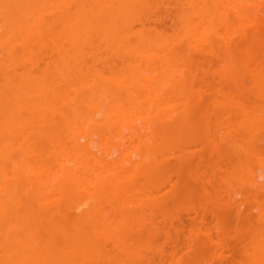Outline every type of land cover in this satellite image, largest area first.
Instances as JSON below:
<instances>
[{
  "label": "bare ground",
  "instance_id": "6f19581e",
  "mask_svg": "<svg viewBox=\"0 0 264 264\" xmlns=\"http://www.w3.org/2000/svg\"><path fill=\"white\" fill-rule=\"evenodd\" d=\"M146 1L148 2V0H0V194L7 199L11 198L9 195L12 194L10 196L15 197L13 200L16 199L14 193L19 196L21 193L29 194L41 208H45L53 198L48 190H53L56 186L54 182L58 180L56 184L59 196L55 202L66 201L69 196L75 195L73 200L71 199L73 197L70 198V207L69 200L66 202L68 207H65L67 212L72 211L75 216L71 211L69 215L75 218L73 220L71 218L69 224L61 221L49 222L48 226L46 225L48 228L40 220L41 214L27 206L23 198L22 202L18 195L17 200L20 203L11 202L12 198L8 200L15 206L20 205L22 212L26 210L23 214L16 206V212L18 210L19 214L22 213V216L17 214V218H22L20 222H14L16 220L11 222L8 219L9 222H5L7 215L11 213L7 208L9 211L7 214L6 207L9 206L4 207L3 203H0V264H91V261L94 263L105 257L106 253L102 250L105 246L103 239L112 236L110 240H113V230H115L113 226L115 222H111L113 219L109 221V217L103 216L106 199L125 191L126 183L123 180L127 179L129 182L133 180L134 175L131 170L135 163L137 166L134 165L133 168L137 170V167L141 165L139 161L148 159L151 162L149 165L155 164V162L152 163L154 161V158H151L152 154L132 152L136 157L141 155L144 158L139 156L142 159L137 157L136 161L129 160L131 169L129 167L127 172H119L116 167H113L116 163L111 165L113 168L107 164L118 162V157L116 159L114 154L118 156L120 152L112 151L116 145H112L111 150V146L108 147L106 143L116 131L122 134L126 130L131 136L143 131L142 134L146 133V136H153V138L156 136L155 139L159 140L157 137L162 138V134L167 136L170 131L189 126L186 117L191 108L188 101L192 99V96L187 93L190 65L187 55L181 56L183 45L186 49L192 46L191 48L201 51L202 47H207V50L214 53L219 61H223L221 75L237 86L243 84L251 86V90L254 88L252 91L256 93L255 95L264 100V63L262 65L251 63L253 49L251 50L246 43L243 45L244 48L241 46L244 57L239 59L235 54L241 48L236 45L237 38L241 41L252 36L262 41L264 46V0H208V4H206L207 1L191 0L189 7L192 8H188L187 12L179 10L178 15L176 14L178 16L175 18L176 25L179 24V31L174 32L176 35L173 38L169 36L164 38L165 33L160 30L161 33H159L158 29L156 32L157 27H153L155 32L147 33L149 31L144 30L145 36L148 34L146 39H141L132 46L134 41L129 38V32L132 31L130 26H133L131 20L134 17L137 22L144 25L143 18L135 16H137V5L142 7ZM87 2L92 6L95 5L96 10L93 7L94 9H90L92 11L89 13L90 4ZM196 2L197 5H195ZM98 7L101 8L102 16ZM92 12L95 13L93 18H89V16L92 17ZM94 20H97L98 31L95 28V32L104 37L102 38L108 46L111 45L108 50L114 54L119 53L117 57L122 55L119 56L120 60L122 59L121 63L129 65V70L134 67L133 72L131 70L127 74L124 70L120 74L123 76L126 73V78L119 75L115 77L116 73L112 74L113 77L110 75V80L115 79L111 80L110 85L106 82L109 81V77H106V80L101 70L92 67L91 71L88 64L81 60L82 54L89 51L88 48V51L85 48L83 50V46L86 45L83 43L89 46L92 44L90 38L92 39L91 30L95 26ZM98 23H100L99 27ZM141 31L139 35L144 36V31L142 34ZM78 32L83 35H80L79 39ZM128 40L132 43L129 44ZM76 42L81 46L77 45V47ZM48 43H51L50 46ZM130 45L133 48H130ZM47 47L50 49L48 50ZM121 50L125 52L122 51V54ZM134 55L136 58H133ZM68 59L71 60L67 61ZM76 59H80L86 67L88 66L90 71L87 68V75L86 73L85 76L83 75V69L81 72L76 70L78 77L74 74L75 72H73L74 75L72 74L74 71V68L71 69L74 66L72 63L77 62L74 66L76 69L80 66ZM67 62L72 64L71 67ZM239 64L244 65L243 71L239 68ZM138 67L142 70L137 71ZM143 69L148 73L147 75ZM129 72L133 73L135 80L141 79L143 89L138 81H135L138 86L135 82H130L133 79ZM89 73H92V76ZM101 76L104 77L105 82L101 81ZM117 77H121L122 80ZM125 79L126 81H123ZM90 82L93 83L90 84ZM127 82L132 85L128 87ZM182 99L187 101L181 102ZM180 106L181 108H178ZM237 109L241 119L237 125L240 124L242 130L246 129L249 135L261 140L264 136V115H256L251 108L245 107L242 103L238 104ZM240 115L244 119L248 118L244 120ZM247 126H249L248 129ZM123 135L125 134H122L124 139ZM93 136L96 137L93 138ZM131 136L125 138L130 139ZM140 136L142 135L138 137ZM42 139L50 143L52 154L49 148L40 146L39 141ZM68 142L71 143L72 150L67 149ZM102 144L113 153L109 150L106 152ZM94 149L99 151L104 149L105 153L102 150L99 153L101 157L98 154L93 155ZM103 154H106V158ZM59 156L61 158H58ZM95 156H98V159L100 157L103 163ZM91 158L95 160V164L92 163L94 160ZM106 160H108L107 163ZM110 160L114 161L109 162ZM53 161L59 163V170H53ZM258 162V166H254L251 171L253 174L250 173L251 183H248L259 186L258 188L264 191V154L260 163ZM152 165L148 166L149 168L145 167L142 171L146 169L144 173L151 175ZM111 169L113 170L110 171ZM137 170L136 172H139L141 169ZM113 171L116 176L113 175ZM122 173L128 175L126 174L125 177ZM117 174L122 175L119 176L120 179ZM123 177L125 179H122ZM258 179L260 181H257ZM22 185L24 187L21 188ZM120 188L121 191H119ZM1 191L9 195L2 194ZM13 191L17 192L12 193ZM100 193H104L102 198L105 199L104 196H106L105 200L101 198L105 202L102 201L100 208L103 206L104 208L98 210L101 212L100 216H106L104 219L98 216L101 222L95 217L96 208L100 205ZM1 195L0 198H2ZM9 202L7 205H10ZM59 204L65 206V203ZM254 207H257L261 226L251 238L249 248L245 249L244 263L241 264H264V201L261 205L257 204ZM179 219L176 220L179 221ZM22 225L33 228V234L41 227L47 228L45 241L40 245L34 244V236L29 237ZM173 242L178 241L173 239ZM224 257L221 258L223 261ZM221 259L218 258L219 263L221 261L222 264ZM226 260L225 263H227Z\"/></svg>",
  "mask_w": 264,
  "mask_h": 264
},
{
  "label": "rangeland",
  "instance_id": "374dc122",
  "mask_svg": "<svg viewBox=\"0 0 264 264\" xmlns=\"http://www.w3.org/2000/svg\"><path fill=\"white\" fill-rule=\"evenodd\" d=\"M190 1L191 0H148V2L146 1L147 3H144L145 5H142V7H139V5H137V16L135 17L141 16V19L143 18L142 21H144V25L143 23L141 25L139 21L137 22L134 17L132 18L131 22L133 26H130L132 27V31L129 32L131 35V37L129 35V38H132L131 40L134 42L132 43L129 42L130 40H128L129 44L132 43L133 46V44H136L137 41L146 39V36L148 34H146L145 36V32L149 31L147 33H151L154 30L153 27H157L156 32L158 29V31L160 30L162 33H165L164 38H167L168 36L173 38L176 35L175 33H178L179 31V24L176 25L175 18H178L176 14L180 11L183 12L184 10L187 12L188 8H192L189 7ZM203 1H207L206 4H208V0H202V2ZM191 5H193V3ZM195 5H197V2ZM195 5L194 7H196ZM94 6L90 4L89 13L92 11H90V9H92ZM94 8L96 10V7ZM100 9L101 8H99V13L101 15ZM186 12L184 13L186 14ZM87 13L84 14L87 15ZM99 13H97V15ZM91 14L92 17L89 16V18H93V14L95 13L92 12ZM100 15L98 17H100ZM187 15H189V13ZM99 19H101V17ZM96 21L95 24L93 22V24L95 25L94 28H91L92 39L90 38V40L92 41V44H90L91 46H89V44L83 43L86 44L84 45L86 47L83 46V50L85 48V50L88 51L89 49V51L88 53L85 52V55L82 54L81 60L82 62L84 61L86 65L88 64L90 69L93 67L95 69L101 70V73L106 80L109 77V81L106 82L110 85V82L113 79L111 78L110 80V75L112 76V74L114 75V73H116L114 75L115 77L119 75L126 78L125 75L128 74L127 72L131 70L133 72L134 67L129 70V65L127 66L126 64L121 63L122 59L120 60L119 56L121 57L122 55H118L117 57L116 55L119 53L112 50L113 52L117 53L114 54L108 50V47H110L111 45L108 46V44L103 39L104 37L102 36V38L97 34L98 31L96 28ZM99 25L100 23H98V27ZM91 26L93 25L91 24ZM95 28L97 32H95ZM140 31L141 34L144 31V36L139 35ZM160 31L159 33H161ZM77 35L79 39V36L82 34L78 32ZM88 37L90 36L88 35ZM90 40L88 39V41ZM128 42H126V44ZM235 42L237 44L233 42L232 43L240 47H243V45L246 43L251 48V50L253 49V59H250L252 60L251 63L260 65L264 63V46L262 41L256 40V38L254 39L251 36L246 40L241 39V41L237 38ZM79 43L76 44V46L79 45ZM50 44L48 43L49 46ZM80 46L81 45H79V47ZM132 46L130 48H133ZM185 47V45L182 46L183 50L181 49V56L187 55L189 60L190 68L188 70L189 84L187 93L192 96V99L188 101L190 102L191 108L190 110H188L186 117L189 126L184 129L177 128L173 131H170L167 136L162 134V138L157 137L159 138V140L155 139L156 136H154L155 138H153V136H150L153 138L151 139L148 134V136L145 135L146 133L142 134L143 131L139 134H133L131 136L129 135V133H127L126 130L125 132L123 131V133L125 134V136L123 135L124 139L122 137L123 133L120 134V131V135L116 133L117 131L115 132V135H112V137L119 135V138L117 136L113 138L110 137L109 140L104 138V140H108L106 144L108 147L111 146V150L112 145H116V147H113L114 150L112 151H116V153L120 152L118 156L117 154H114L116 155V159L118 157V162H113L114 160H110L109 162L112 161L113 163L107 164L111 166L116 163V166L113 165V167H116L119 172H127V169L130 167L129 160L136 161L137 157L141 156L138 155L136 157L133 153L137 154L138 152H145L147 155L152 154V156L150 155L151 158H154V161H152V163L155 162V164H150L152 165L151 171L153 172L151 173L150 171L151 175H148L149 173H144V171L146 172L147 170L145 169L142 171V169L150 166L149 163H151L148 159H146L147 155H145L146 160L139 161V165L141 164L140 167H137L138 170L139 168L141 169L139 172H136L137 169L133 168L136 163L134 165L131 163L133 165H131L132 170H135H131L132 174L134 175L133 178L131 177L133 180L129 182L124 177L122 178L125 179L123 180V182L125 181L126 183L124 188H126L127 190L125 189V191L122 192L117 191V194H115L114 190V197L111 195V191H113L111 190L110 198L107 196L108 198L106 199V196H104L107 203L104 201L105 199L102 198V196L106 192L99 194V196H101L99 198H102L104 200H100V205L97 207L99 209L96 208L95 217H97L100 222L102 221L101 219L106 218V216L110 218L109 221L112 218L113 221L111 222H115V225H113L115 227V230H113V240H110L112 239V236L103 239L104 242L103 240H101L103 243H105V246L103 245L104 247L102 249L106 253L105 257L100 258L97 262L94 263L91 261V264H221V261L219 263V260L224 256V261L222 260L223 258L221 259L222 264H241L244 263L245 249L249 248L251 238L260 229L261 221L258 217L259 215L258 210L256 209L257 207H254V205H261L263 203L264 191H261V189L258 188L259 186L256 187V185H250L249 183H251L252 179V177L250 176V173H252V169L254 168V166H258L257 162L259 161L258 163H260L262 154H264V136L261 137V140H259V138L257 139L253 135H249L246 129L242 130L239 126L240 124L237 125V122L241 120L239 117L240 112L238 111L237 107L239 103H242V105L244 104L245 107L247 106L251 108L256 115H264V100H261V98H258L255 95L256 93L252 91L254 90V88H252L251 90V86H248L246 84L237 86V84H234L231 80L221 75V63L223 61H219L218 58L215 57L216 55H214V53L209 52L210 50H207V47H202V51L198 50L197 48H191L192 46H189L190 48L187 49ZM242 47L239 48V50H237L235 53L239 59H242L244 57ZM47 48L48 50L50 49L49 47ZM244 50H246V48ZM122 51L124 50H121V52ZM73 58L75 59L74 54ZM133 58H136L135 55ZM70 60L68 59L67 61ZM81 60H78L80 66H77H79V69H76L74 67L75 63L77 62L72 63L74 64L73 67H71V63L67 62L70 64L71 69L74 68L72 74L73 72H75L74 74L77 77V71L81 72V69H83L82 73L84 75L88 68V66L86 67V65H84ZM71 62H73V60ZM239 65V68L243 71L244 65ZM183 67L182 70H184ZM124 70L127 74L125 73V75L123 76L120 75ZM139 70H142V68L140 69L138 67L137 71ZM134 71L136 70L134 69ZM143 71L145 70L143 69ZM132 72H129V75L132 76ZM89 74L91 75L92 73ZM147 74L148 73L146 72L145 75ZM129 75L127 77V80L129 79ZM104 77H102L101 81ZM121 77H119L120 80H122ZM99 78L100 77H98V79ZM119 78L117 77V79ZM142 78V80L144 81L143 76ZM86 79L91 80L90 78ZM132 79L133 81L130 82L138 81L139 86L141 87V89H143V83L140 78H137L138 80H135L132 76ZM123 81H126V79ZM103 82L105 81L103 80ZM130 82H127L128 87L132 85V83ZM92 83L90 82V84ZM223 93L225 95H222ZM183 100L185 99H182L180 101L182 102ZM178 108H181V106ZM240 116L242 117V115ZM243 119L242 122L245 120ZM176 126L178 127V124H176ZM248 127L249 126H247L246 128L248 129ZM128 135L132 138H125L129 137ZM135 135L137 137H135ZM139 135L142 136L138 137ZM249 136H251L252 138ZM94 137L96 136H93V138ZM254 139L258 141L255 142ZM102 141L101 143L106 146V144ZM39 142L41 147L49 149L51 148V145L47 140L42 139ZM66 144L68 145V150L73 149L71 143L68 142ZM104 145L103 148L105 147ZM91 148V152H93V147ZM116 148L118 149V151ZM110 149L108 150L113 153ZM137 149H141L142 151H138ZM55 150L57 149L55 148ZM94 150L96 151L97 149ZM108 150L106 149V152ZM95 151L93 155L98 154V156L100 155L101 157V154H99L101 151L97 150L98 153L97 151L95 153ZM47 152L49 153L48 150ZM102 152L105 153V150ZM50 154H52L51 149ZM106 154L103 155L105 156ZM93 155L91 154V156ZM111 155L114 156L113 154ZM98 156L95 157H97L98 159ZM100 157L98 160L102 162ZM58 158L61 157L59 156ZM105 158L102 159L105 160ZM142 158L139 157L138 159ZM108 160H106V163ZM94 162L95 160L92 163ZM104 166H106V164H104ZM52 167L53 170L56 171L59 170L60 165L59 163L53 161ZM112 170L113 169H111L110 171ZM131 172L128 174L130 175ZM126 174L127 173H125V175L123 176L126 177ZM29 175L31 176L32 174L30 173ZM113 175H115L114 171ZM122 175L119 174V176ZM119 176L117 174V177ZM55 181L57 182L58 180ZM257 181L260 180L258 179ZM56 182H54V185H56L55 188L54 186H52L54 189H49L50 191L48 190L49 193H52L51 195H53V198L51 203L45 208H41L39 203L32 200V197L29 196V194L23 195L21 193V195L19 196L18 194L14 193L17 191H13L12 193H14V195L16 196V199L13 200L15 197L13 196V198L12 196H10L12 194L9 195L7 192L3 193L2 191L1 193H7V196L9 195V197L12 198L8 199H11L12 201H10L13 203L16 201V203H20L17 199L19 198L22 201L23 198L27 206L34 208L38 214H41L40 220L43 222L45 227L48 226L49 222L53 221H61L65 224H69L72 218V215H69L71 210L69 208L70 211L67 212L68 210H66L67 208L65 207H68L70 205V198L75 195H71V197L69 196V199H65L66 201L58 203L55 202V200L58 198L57 196H59V190ZM23 185L21 186V188L24 187ZM119 191H121V188ZM19 192L21 191L19 190ZM1 196L2 198L5 197L4 195ZM2 198H0V200ZM74 198L75 197L71 199L73 200ZM4 199H2L3 201L1 200L2 202L0 201V203H3L4 207L9 206L6 207V209L9 208V211L11 213L8 214L9 211L7 209L8 212H6L8 215L5 222H7L8 220H16L14 222H20L22 218H17L20 205H16L18 209L16 212L15 204L10 203L7 198ZM67 201L69 204L66 203ZM102 201L106 203H104V209L100 208L102 207ZM8 202L10 203V205H7ZM59 203H65V206L63 205V207ZM100 209H103L105 211L106 214L103 212V216L106 215L105 217L100 216L101 212H98V210ZM20 210L21 212L23 211L22 209ZM24 212L22 213L24 214ZM22 213H20L19 216H22ZM135 215L139 217L136 218ZM73 216L75 215L73 214ZM98 216L101 219H99ZM74 218H72V220ZM176 219H179V221ZM22 226L24 230L27 231L29 237L34 236V244L40 245L45 241L47 237L48 227L46 229H43V227H41L36 231L35 234H33V228H26L24 225ZM99 239L101 238L99 237ZM173 239H176V241L178 242H173ZM171 242L175 243L177 246L175 247V244ZM220 253H222V255ZM219 254L222 256L221 258L219 257ZM225 260L227 263H225Z\"/></svg>",
  "mask_w": 264,
  "mask_h": 264
}]
</instances>
